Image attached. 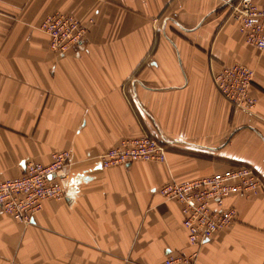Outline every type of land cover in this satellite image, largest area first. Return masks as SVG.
<instances>
[{"label":"crops","instance_id":"0c3cea01","mask_svg":"<svg viewBox=\"0 0 264 264\" xmlns=\"http://www.w3.org/2000/svg\"><path fill=\"white\" fill-rule=\"evenodd\" d=\"M228 1L0 0V181L69 152L64 198L29 225L0 210V264H161L190 247L180 204L158 188L233 165L262 186L230 199L235 220L195 264H264V49L244 43ZM58 11L87 29L66 55L38 28ZM233 63L254 71L252 112L215 85ZM142 135L164 143L166 163L101 167L106 149Z\"/></svg>","mask_w":264,"mask_h":264},{"label":"built area","instance_id":"2783aa9c","mask_svg":"<svg viewBox=\"0 0 264 264\" xmlns=\"http://www.w3.org/2000/svg\"><path fill=\"white\" fill-rule=\"evenodd\" d=\"M228 4L244 43L264 49V3L233 0ZM38 28L48 37L49 48L61 55L78 49L87 32L79 18L59 11L45 15ZM253 77V69L233 63L221 66L214 74V82L223 99L234 108L252 112L257 102L251 93ZM98 161L104 168L136 161L166 163V147L149 135L127 138L106 149ZM68 162L66 150L53 152L46 165L26 162L21 176L0 181V210L18 222L31 224L45 200L65 197L64 175L60 172ZM261 186L255 169L246 165H233L188 180L171 177L163 183L158 194L166 201L180 204L190 250L169 254L161 264H195L200 248L235 220L237 209L230 199L257 193Z\"/></svg>","mask_w":264,"mask_h":264},{"label":"water","instance_id":"95a60500","mask_svg":"<svg viewBox=\"0 0 264 264\" xmlns=\"http://www.w3.org/2000/svg\"><path fill=\"white\" fill-rule=\"evenodd\" d=\"M60 174H62V175L66 174L65 169H63V170L60 172ZM77 181H78V180H77Z\"/></svg>","mask_w":264,"mask_h":264}]
</instances>
